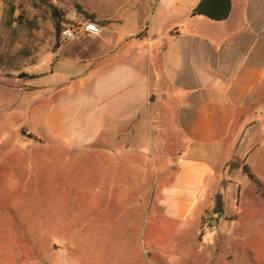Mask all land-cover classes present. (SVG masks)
I'll use <instances>...</instances> for the list:
<instances>
[{
	"label": "crops",
	"instance_id": "obj_1",
	"mask_svg": "<svg viewBox=\"0 0 264 264\" xmlns=\"http://www.w3.org/2000/svg\"><path fill=\"white\" fill-rule=\"evenodd\" d=\"M199 2L78 0L104 29L58 45L47 70L28 79L41 94L17 132L44 157L98 159L134 201L189 221L193 264H217L219 245L241 231L211 240L206 214L219 212V223L264 201L243 169L264 183L252 159L264 150V120L253 121L264 119V0H232L224 20L194 14ZM248 132L256 147L244 146ZM229 166L238 168L227 177Z\"/></svg>",
	"mask_w": 264,
	"mask_h": 264
},
{
	"label": "rangeland",
	"instance_id": "obj_2",
	"mask_svg": "<svg viewBox=\"0 0 264 264\" xmlns=\"http://www.w3.org/2000/svg\"><path fill=\"white\" fill-rule=\"evenodd\" d=\"M78 5L0 0V264H193L188 220L172 221L134 201V189L112 180L98 159L44 157L27 150L30 140L17 132L41 94L29 90L28 79L47 70L60 45L55 9L66 13ZM246 140L245 147H256L251 132ZM257 140L264 142V129ZM263 152L252 155L262 176ZM237 168L229 166L225 176ZM241 207L235 219L222 215L220 225L219 212H208L211 240L230 226L241 231L240 240L219 245L217 264H264V201Z\"/></svg>",
	"mask_w": 264,
	"mask_h": 264
},
{
	"label": "built area",
	"instance_id": "obj_3",
	"mask_svg": "<svg viewBox=\"0 0 264 264\" xmlns=\"http://www.w3.org/2000/svg\"><path fill=\"white\" fill-rule=\"evenodd\" d=\"M103 29L104 26L97 19L86 15L77 8H73L61 14L58 42L66 44L76 39L98 35ZM204 221L205 229L210 228L208 213Z\"/></svg>",
	"mask_w": 264,
	"mask_h": 264
},
{
	"label": "water",
	"instance_id": "obj_4",
	"mask_svg": "<svg viewBox=\"0 0 264 264\" xmlns=\"http://www.w3.org/2000/svg\"><path fill=\"white\" fill-rule=\"evenodd\" d=\"M232 9V0H200L193 13L213 20L226 19Z\"/></svg>",
	"mask_w": 264,
	"mask_h": 264
},
{
	"label": "trees",
	"instance_id": "obj_5",
	"mask_svg": "<svg viewBox=\"0 0 264 264\" xmlns=\"http://www.w3.org/2000/svg\"><path fill=\"white\" fill-rule=\"evenodd\" d=\"M78 9L80 11H83L81 5H78ZM54 14H55V18H56V27H57V30L59 31V25H60L62 12H59L57 9H55V13ZM85 14L90 16V17H92L91 15H89L87 13H85ZM30 136H32V135H30ZM243 169H244V171L246 173H248L249 177L256 183V186H257L259 192L264 197V183L256 177V175L252 172V170L250 169V167L248 165H244Z\"/></svg>",
	"mask_w": 264,
	"mask_h": 264
}]
</instances>
